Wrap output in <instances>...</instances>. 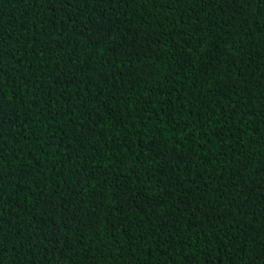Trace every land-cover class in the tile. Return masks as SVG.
<instances>
[{"label": "trees", "instance_id": "16d2710c", "mask_svg": "<svg viewBox=\"0 0 264 264\" xmlns=\"http://www.w3.org/2000/svg\"><path fill=\"white\" fill-rule=\"evenodd\" d=\"M0 264H264V0H0Z\"/></svg>", "mask_w": 264, "mask_h": 264}]
</instances>
